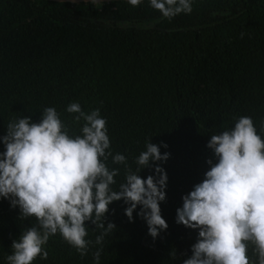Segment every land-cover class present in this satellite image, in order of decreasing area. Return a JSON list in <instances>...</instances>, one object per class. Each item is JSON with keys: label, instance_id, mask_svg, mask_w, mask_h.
Segmentation results:
<instances>
[{"label": "trees", "instance_id": "trees-1", "mask_svg": "<svg viewBox=\"0 0 264 264\" xmlns=\"http://www.w3.org/2000/svg\"><path fill=\"white\" fill-rule=\"evenodd\" d=\"M73 102L85 113L100 110L111 151L125 155L133 170L150 138L170 154L139 173L155 175L157 165L167 173L160 203L167 230L153 239L139 206L129 222L127 205L115 201L106 222L117 228L105 236L99 264H182L198 230L177 224L176 210L209 170L211 136L248 116L264 138V0H192L190 14L171 20L149 0L135 7L128 0H0V137L11 120L39 122L47 107L70 134H80L84 121L66 111ZM107 164L120 170L118 188L124 166L111 158ZM19 214L0 197V264H7L12 241L38 226ZM87 231L93 242L100 234L90 222ZM44 247L47 259L33 264H95L101 246L89 245L82 257L56 234Z\"/></svg>", "mask_w": 264, "mask_h": 264}, {"label": "clouds", "instance_id": "clouds-1", "mask_svg": "<svg viewBox=\"0 0 264 264\" xmlns=\"http://www.w3.org/2000/svg\"><path fill=\"white\" fill-rule=\"evenodd\" d=\"M128 2L135 7L142 0ZM149 4L169 20L192 12V0H149ZM66 111L78 114L75 122L84 121L80 134H70L56 109L47 107L39 122L31 116L11 120L6 135L0 137L5 148L0 152V197L12 208L19 207V218L35 217L38 225L12 241L7 264L46 260L44 246L56 234L82 257L89 245H100L93 253L99 264L104 238L117 228L106 222L109 205L115 201L127 205L124 214L129 222L139 206L137 215L146 221L153 239L168 228L160 208L166 199V171L157 165L155 175L142 178L139 173L170 154L162 155L150 138L133 170L125 155L111 151L106 119L99 109L85 113L73 102ZM207 147L213 154L207 160L209 170L182 196V207L176 210L177 224L198 230L191 255L182 264H264V138L251 117L241 116L230 130L213 134ZM109 158L124 166V179L115 189L120 170L108 166ZM87 222L100 230L94 242L86 239Z\"/></svg>", "mask_w": 264, "mask_h": 264}, {"label": "water", "instance_id": "water-1", "mask_svg": "<svg viewBox=\"0 0 264 264\" xmlns=\"http://www.w3.org/2000/svg\"><path fill=\"white\" fill-rule=\"evenodd\" d=\"M56 1L78 2V1H87V0H56ZM97 1H110V0H97Z\"/></svg>", "mask_w": 264, "mask_h": 264}, {"label": "rangeland", "instance_id": "rangeland-1", "mask_svg": "<svg viewBox=\"0 0 264 264\" xmlns=\"http://www.w3.org/2000/svg\"><path fill=\"white\" fill-rule=\"evenodd\" d=\"M150 23L149 22H143L142 23V26H147V25H149Z\"/></svg>", "mask_w": 264, "mask_h": 264}]
</instances>
